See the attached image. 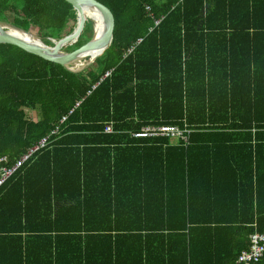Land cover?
Masks as SVG:
<instances>
[{
	"label": "trees",
	"instance_id": "1",
	"mask_svg": "<svg viewBox=\"0 0 264 264\" xmlns=\"http://www.w3.org/2000/svg\"><path fill=\"white\" fill-rule=\"evenodd\" d=\"M97 1L114 40L81 73L0 45V169L48 138L0 187V264H236L264 232V0ZM77 21L65 0H0L49 46ZM164 126L188 143L132 138ZM198 196L237 212L195 217Z\"/></svg>",
	"mask_w": 264,
	"mask_h": 264
},
{
	"label": "water",
	"instance_id": "2",
	"mask_svg": "<svg viewBox=\"0 0 264 264\" xmlns=\"http://www.w3.org/2000/svg\"><path fill=\"white\" fill-rule=\"evenodd\" d=\"M70 3L77 12V26L72 34L62 40L49 39L52 46L43 42L41 38L33 36L9 23L0 22V45L17 46L28 53L37 55L45 60L62 66L66 71L74 74L81 73L90 67L97 58L103 56L111 47L114 40V17L110 9L97 0H65ZM85 9H95L102 16L103 27L98 30L93 20L94 34L92 39L73 52H64L63 49L75 45L82 34L87 19L83 18ZM83 18V19H82ZM19 33L39 40L42 45L19 38L12 33ZM83 62L81 68L76 65Z\"/></svg>",
	"mask_w": 264,
	"mask_h": 264
},
{
	"label": "built area",
	"instance_id": "3",
	"mask_svg": "<svg viewBox=\"0 0 264 264\" xmlns=\"http://www.w3.org/2000/svg\"><path fill=\"white\" fill-rule=\"evenodd\" d=\"M149 8V7H148ZM159 24V21L156 23ZM132 52V50H130ZM111 75V72L107 74V77ZM78 107V104H76ZM65 122L62 119L61 124ZM54 131L53 133H56ZM106 133L111 134L112 130L107 129ZM190 132L188 130H182L176 126H164V127H148L144 128L141 132L132 135L133 139H148V138H171L183 143H188ZM48 144V138L43 139L40 143L29 151V153L21 158L13 168H1L0 169V187L15 173V171L21 167V165L27 161L36 151L44 148ZM6 158L0 160L5 161ZM264 257V232L261 234H254L250 237V246L247 250L242 251L236 259V264H257Z\"/></svg>",
	"mask_w": 264,
	"mask_h": 264
},
{
	"label": "crops",
	"instance_id": "4",
	"mask_svg": "<svg viewBox=\"0 0 264 264\" xmlns=\"http://www.w3.org/2000/svg\"><path fill=\"white\" fill-rule=\"evenodd\" d=\"M191 133V131H189ZM177 141V140H175ZM195 182V193L198 195V193H202L204 196H208L207 192L209 188L211 187L212 182H233L235 181V178L231 176H220V177H211V176H204V177H198L193 179ZM237 181V179H236ZM194 204L191 210V213L195 217H205L210 216L213 214H224V215H234L237 211H234L232 208L228 209L226 207L222 206H213L210 204L209 197H199L198 200H194Z\"/></svg>",
	"mask_w": 264,
	"mask_h": 264
},
{
	"label": "bare ground",
	"instance_id": "5",
	"mask_svg": "<svg viewBox=\"0 0 264 264\" xmlns=\"http://www.w3.org/2000/svg\"><path fill=\"white\" fill-rule=\"evenodd\" d=\"M83 15H84L83 18H85L87 20H93L95 23V26L98 30L102 29V27H103L102 16L97 11H95V9H93V11H91V9H85V11L83 12ZM12 34L19 37V38H22L24 40H28V41L42 45V43L37 39H33V38L28 37V36H25V35H22L19 33H15V32H13ZM83 64H84L83 62H80L79 64L76 65V68H81L83 66Z\"/></svg>",
	"mask_w": 264,
	"mask_h": 264
},
{
	"label": "rangeland",
	"instance_id": "6",
	"mask_svg": "<svg viewBox=\"0 0 264 264\" xmlns=\"http://www.w3.org/2000/svg\"><path fill=\"white\" fill-rule=\"evenodd\" d=\"M92 34H94V28H93V32ZM65 49V48H64ZM63 49L64 52H67ZM27 115L30 119L34 120V121H38L39 120V116L37 114V112H33V111H27Z\"/></svg>",
	"mask_w": 264,
	"mask_h": 264
}]
</instances>
